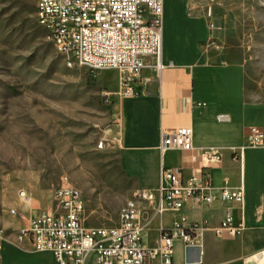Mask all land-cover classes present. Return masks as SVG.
I'll list each match as a JSON object with an SVG mask.
<instances>
[{"label":"rangeland","instance_id":"374dc122","mask_svg":"<svg viewBox=\"0 0 264 264\" xmlns=\"http://www.w3.org/2000/svg\"><path fill=\"white\" fill-rule=\"evenodd\" d=\"M37 1L0 0V227L23 220L32 204L55 208L65 178L84 195L87 226H114L133 192L154 185V160L113 145L121 72L69 67L37 22ZM164 7V34L174 13L182 27L205 30L210 63L242 69L251 121L244 134L264 131V0H164Z\"/></svg>","mask_w":264,"mask_h":264},{"label":"built area","instance_id":"2783aa9c","mask_svg":"<svg viewBox=\"0 0 264 264\" xmlns=\"http://www.w3.org/2000/svg\"><path fill=\"white\" fill-rule=\"evenodd\" d=\"M164 0H38L36 19L42 25H53L56 38H49L60 51L81 57V67L92 70L116 69L119 95L122 98L140 94L138 82L145 68V58L152 57L154 68L161 73L164 38ZM113 145L122 148L121 128ZM194 132L179 128L162 135L160 151H191ZM105 140L99 143L100 148ZM264 147V131L252 128L247 143L234 150L235 160L243 163L247 148ZM216 146L206 147L200 155V167L185 180L180 170L162 166L156 188H140L121 207L114 226L93 227L84 222L85 198L67 178L54 191L55 208L38 214L28 228L17 234L19 242L29 241L38 252H51L56 264H173L178 240L189 248L210 227L205 222H174L160 227V240L152 248L144 246L150 223L167 212H180L187 202L212 205L215 202L245 204L243 181L237 187H217L212 170L222 162ZM24 200L25 192L20 193ZM246 229L243 217L237 221L227 209L220 225L214 229L221 238H235ZM6 233L0 230V251Z\"/></svg>","mask_w":264,"mask_h":264},{"label":"crops","instance_id":"0c3cea01","mask_svg":"<svg viewBox=\"0 0 264 264\" xmlns=\"http://www.w3.org/2000/svg\"><path fill=\"white\" fill-rule=\"evenodd\" d=\"M176 18L174 13L169 16L167 35L163 38L164 70L158 73L153 58H145L146 66L138 82L140 94L120 100L121 149L152 157L156 167L154 185L141 188H156L162 166L180 170L184 179L189 180L200 167L202 150L216 146L223 157L212 170L213 182L217 187H237L243 181L245 204L242 211L235 204L189 201L180 212L155 217L145 233L144 246L152 248L158 244L161 226L170 227L181 219L205 222L210 228L196 239L195 246L187 248L182 241L176 242L173 264H264V162L259 158L264 149L247 148L242 164L232 157V151L243 144L244 136L247 143L244 129L251 123L246 115L243 71L236 65L210 63L201 50L207 41L205 30L199 33L192 24L182 27ZM183 127L193 129L194 149L162 153V135ZM248 151L256 155L251 153L248 158ZM39 206L38 209L32 204L23 220L0 227L6 233L0 264L56 263L51 252H38L29 241L17 240L20 230L28 228L33 218L49 209ZM228 208L237 221L243 217L246 229L238 237L224 239L214 229ZM154 233L157 236L151 240Z\"/></svg>","mask_w":264,"mask_h":264},{"label":"bare ground","instance_id":"6f19581e","mask_svg":"<svg viewBox=\"0 0 264 264\" xmlns=\"http://www.w3.org/2000/svg\"><path fill=\"white\" fill-rule=\"evenodd\" d=\"M41 27L48 32L49 38H56V31L54 30L53 25H42ZM53 43L56 46V48L58 49L59 53L61 55L65 56L66 63L69 67H73L75 65L81 66V57L79 54H74L73 52H67V51H60V47L58 45H56L55 42H53ZM0 230H4V229L0 228Z\"/></svg>","mask_w":264,"mask_h":264}]
</instances>
